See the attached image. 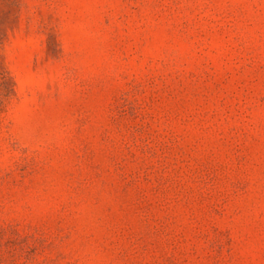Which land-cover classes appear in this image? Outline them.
<instances>
[{
	"label": "rangeland",
	"instance_id": "374dc122",
	"mask_svg": "<svg viewBox=\"0 0 264 264\" xmlns=\"http://www.w3.org/2000/svg\"><path fill=\"white\" fill-rule=\"evenodd\" d=\"M0 264H264V0H0Z\"/></svg>",
	"mask_w": 264,
	"mask_h": 264
}]
</instances>
